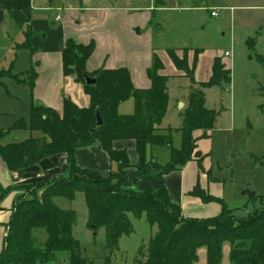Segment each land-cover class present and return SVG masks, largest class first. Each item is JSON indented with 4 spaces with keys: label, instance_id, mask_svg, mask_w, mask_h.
I'll return each mask as SVG.
<instances>
[{
    "label": "trees",
    "instance_id": "trees-1",
    "mask_svg": "<svg viewBox=\"0 0 264 264\" xmlns=\"http://www.w3.org/2000/svg\"><path fill=\"white\" fill-rule=\"evenodd\" d=\"M19 45L29 47V39ZM254 45L255 42L248 44V49L253 51ZM94 47L93 41L83 44L68 39L61 54L63 74L74 76L83 84L87 106L79 107L69 98L63 99L61 114L47 106H31L29 122L19 121L12 128L40 130L43 135L39 138L30 136L3 144L6 131L0 128V158L9 170L24 169L57 155L65 156L69 166V176L35 182L28 195L17 198L7 224L0 264H58L57 260L60 264H94L95 258H88L86 247L72 235L76 212L62 209L55 202L59 197L73 201L77 192L84 197L88 228L95 235L104 229L97 254L103 264L110 263L120 238L133 232L129 213L144 214L154 229L146 247L139 249L135 264H195L201 248L206 250V264H221L224 247L228 248L229 264H264V195L259 197L258 208L246 216H236L222 198L201 188L197 181L187 194L203 203L218 202L220 211L210 217H189L170 199L164 180L168 173L180 170L191 160H197L200 166L198 140L211 136L219 115L218 111L205 107L204 90L228 84L230 68L215 56L208 79L196 81L198 55L189 66L186 56L180 58L167 49L180 75L190 79L181 125L172 128L162 125L169 101V76L161 73L164 67L161 59L153 54L152 64L146 69L149 87L135 89L125 67H101L87 72L85 63ZM255 59L264 75V57L256 54ZM84 74L94 77L95 83L86 85ZM260 90L264 92V85ZM129 98L134 101L133 112L120 114L119 105ZM96 110L102 118L100 126L96 124ZM174 134L179 135L178 146L173 143ZM119 140L134 141L135 164L130 163L126 147L113 148V143ZM93 143L100 144L116 165L105 176L82 169L75 162V151ZM130 167L137 171L135 179L127 175ZM127 179L133 186L149 179L154 189L126 191L123 184ZM26 186L29 187L22 185L24 189ZM9 190L0 187V198ZM36 229H42L46 235L43 244H35Z\"/></svg>",
    "mask_w": 264,
    "mask_h": 264
},
{
    "label": "rangeland",
    "instance_id": "rangeland-1",
    "mask_svg": "<svg viewBox=\"0 0 264 264\" xmlns=\"http://www.w3.org/2000/svg\"><path fill=\"white\" fill-rule=\"evenodd\" d=\"M110 2L122 5L123 0ZM136 2H141L144 13V5L151 0ZM160 3V0H153V5L161 7ZM164 3L169 8L154 12L151 19L152 29L155 30L153 39L144 34L146 31L140 36L142 48L152 39L156 54L165 62L164 70L169 76V104L165 122L171 127L181 124L179 113L181 115L185 109L183 105L187 102L190 84V79L181 76V72L168 61L167 49H172L180 58L186 56L189 66L198 55L196 75L202 80L208 78L212 57L221 54V62L231 70L230 82L204 90L205 107L218 111L219 115L211 136L198 140L197 150L202 155L200 166L197 160H191L187 166L193 164L194 168H198L199 181L204 179L203 175L209 177L219 197L233 209L236 216H246L261 205L259 197L264 195V92L260 90L264 85V75L255 59L256 54L264 57V0H164ZM212 10L216 11L215 16L210 14ZM12 21L7 16L0 23V128L6 131L3 140H8V143L43 135L40 130L29 132L25 128H12L19 121L28 122L31 104L30 93L21 82L26 79L21 71L30 65L28 51L16 47L17 43L23 41L20 36L23 32L19 28H9ZM253 42L252 51L248 49V44ZM199 51L201 53L197 54ZM226 51L228 56L224 55ZM15 56V67L9 70ZM226 102L229 106H225ZM173 143L179 145L178 134H174ZM161 157L165 161V157ZM63 176H69L68 172ZM28 186L23 189L27 195L34 184L29 183ZM246 190L254 192L255 197L245 194ZM8 193L1 196L0 206H3ZM76 195L71 205L77 215L74 237L86 247L87 257L95 258L94 264H103L101 259H97V254L100 250L98 246L104 239V229H99L96 235L92 233L87 226L83 194L77 192ZM9 200L8 206L4 205V211L10 212L12 202ZM55 202L58 207H62V203L69 204L61 199H55ZM215 205L217 202H212L208 210ZM128 218L133 232L120 238L118 250L111 256L109 264H135L139 249L146 247L153 234L154 229L149 226L144 214L136 216L129 213ZM0 228L3 230L2 249L5 226L0 224ZM34 236L37 245L43 244L46 239L42 229L34 230ZM57 263L60 264V260ZM228 263L224 256L221 264Z\"/></svg>",
    "mask_w": 264,
    "mask_h": 264
},
{
    "label": "crops",
    "instance_id": "crops-1",
    "mask_svg": "<svg viewBox=\"0 0 264 264\" xmlns=\"http://www.w3.org/2000/svg\"><path fill=\"white\" fill-rule=\"evenodd\" d=\"M160 1L161 7L153 5V0H151L148 5H144L145 10L143 13L141 2L137 3L136 0H123L122 5H114L110 0H0V23L7 16H10L13 21L9 28L14 30L19 28L23 32H19L23 41L26 38L29 39V47H20V43H17L16 47L24 48L28 51L27 56L30 65L21 71L26 76V79L21 82L26 85L30 93V107L47 106L61 114L64 98H69L79 107L87 106L88 97L84 92L83 84L76 81L74 76H65L63 74L61 54L68 39L83 44H87L90 41L94 42V50L85 63L87 72H93L101 67H125L130 73L135 89L148 88L150 82L146 76V69L151 66L153 54H156L151 42L153 39L152 35L154 36L155 34V30L151 26V19L155 15L154 12L158 10L164 11L169 8L164 3V0ZM58 15L60 18L56 20ZM142 32L152 38L145 48L141 46L140 34ZM19 33L15 34V37ZM6 37L9 39V35ZM214 57H212L210 66ZM16 59L17 57L15 56L9 70L15 67ZM161 61L164 66L165 62ZM161 73L168 74L164 67ZM209 73L210 71H208V76ZM7 74L9 77V73ZM194 77L197 79H195L196 81H205V79L202 80L197 77L196 67ZM186 103H184V107H186ZM227 106H229V103ZM133 110V98L127 99L118 107L120 114H130ZM165 116L166 113L162 119V125L169 126L165 122ZM179 116L181 118L180 113ZM28 122L25 121L26 124ZM25 129L29 131V129ZM2 143H8V140L4 142L2 139ZM123 147H126L130 163L135 164L137 162V154L134 141L119 140L113 143V148L115 149ZM131 153H133L132 159L130 158ZM75 162L78 167L95 171L103 176L116 169L115 163L110 161L107 153L98 143L77 149L75 151ZM197 169L196 166L195 168L193 167V164L189 166L186 164L180 170L168 173L164 180L169 197L173 202L179 204L184 216L210 217L216 215L220 211L218 202L217 205L208 210L212 202L203 203L198 197L187 194V191L198 181L201 188L219 197L216 186L211 185L212 182H210L207 175H203L204 179L199 181ZM68 170L69 166L63 155H57L42 160L36 165L15 171L9 170L5 162L0 158V187L11 189L8 191L7 198L3 201V206L0 207V224L5 226L4 236L17 198L26 195L22 185L64 175ZM127 175L130 179H135L137 177L136 169L130 167L127 170ZM130 179H127L123 184V186H126L124 187L126 191H132L133 189L151 191L154 189L153 183L149 179L140 180L134 186L131 185ZM9 199L12 202L10 212L3 210L5 208L4 205L8 206ZM57 199L68 201L62 197ZM73 201H68L69 204L62 203L60 208L72 209ZM74 228L75 226L72 228L73 236ZM2 234L3 230L0 228V247ZM2 249L0 248V252ZM224 256L228 260L227 247L223 248L222 260ZM198 261L199 263L197 264H206L205 248L199 250Z\"/></svg>",
    "mask_w": 264,
    "mask_h": 264
},
{
    "label": "water",
    "instance_id": "water-1",
    "mask_svg": "<svg viewBox=\"0 0 264 264\" xmlns=\"http://www.w3.org/2000/svg\"><path fill=\"white\" fill-rule=\"evenodd\" d=\"M83 82H84L86 85H91V84H94V83H95V78H94V77H91V76H89V75H87V74H84V75H83ZM227 105H228V102L225 103V106H227ZM95 117H96V124H97L98 126H100V125L102 124V118H101V116H100L98 110H96ZM244 193L247 194V195L250 196V197L254 196V192L249 191V190H246Z\"/></svg>",
    "mask_w": 264,
    "mask_h": 264
},
{
    "label": "built area",
    "instance_id": "built-area-1",
    "mask_svg": "<svg viewBox=\"0 0 264 264\" xmlns=\"http://www.w3.org/2000/svg\"><path fill=\"white\" fill-rule=\"evenodd\" d=\"M212 16H215L216 15V11L215 10H212L211 11V13H210ZM60 18V16L58 15V16H56V20H58ZM224 55L225 56H228L229 55V53L228 52H224Z\"/></svg>",
    "mask_w": 264,
    "mask_h": 264
}]
</instances>
